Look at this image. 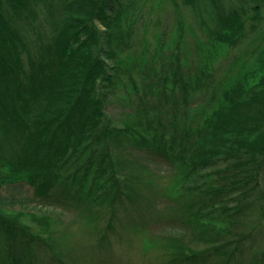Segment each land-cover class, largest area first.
Returning a JSON list of instances; mask_svg holds the SVG:
<instances>
[{
	"label": "trees",
	"instance_id": "trees-1",
	"mask_svg": "<svg viewBox=\"0 0 264 264\" xmlns=\"http://www.w3.org/2000/svg\"><path fill=\"white\" fill-rule=\"evenodd\" d=\"M182 1L214 46L236 49L262 34L264 0ZM128 2L0 0V190L28 184L39 203L99 222L92 208L139 200L125 158L141 159L146 149L171 171L179 196L178 216L158 222L167 227L160 244L167 264H264V248L252 253L254 235L264 239V46L259 66L219 92L210 89L212 67L193 79L177 67L173 90L182 97L160 117L169 99L158 95V115L148 116L150 104L120 57L133 42ZM126 76L137 99L122 103L131 111L118 127L110 98ZM208 91L215 104L206 110L199 94ZM5 204L1 264H24L41 248L52 264H70L59 242L33 234L20 221L25 213L12 215ZM114 218L85 259L95 246H111L106 229L116 230ZM52 223L51 215L38 222L47 231Z\"/></svg>",
	"mask_w": 264,
	"mask_h": 264
},
{
	"label": "rangeland",
	"instance_id": "rangeland-1",
	"mask_svg": "<svg viewBox=\"0 0 264 264\" xmlns=\"http://www.w3.org/2000/svg\"><path fill=\"white\" fill-rule=\"evenodd\" d=\"M128 4L132 10L128 13L132 14V17L131 25L127 22V28L134 30L133 42L120 57L124 63L123 67L132 75V83L140 88V95L148 100L151 111L157 110L149 111L148 116L155 113L158 115V95L161 97L160 102H164L165 98L169 99L168 103L165 102V105L161 106L160 117L173 112L174 96L179 99L182 97L180 87L173 90L172 77L177 67H182L185 76L192 79L202 74L201 71L205 68L212 67L215 76L209 84L210 89L219 92L235 83L241 73L259 66L256 59L264 46V27L257 40L252 41L251 36L239 48L214 46L209 42L205 31L191 19L190 8L182 0H129ZM250 35L253 33L248 28V38ZM164 77L166 83L163 82ZM126 79L127 76L122 78L121 89L110 98L112 105L109 113L117 119L118 127L122 126L121 117L131 111L130 105L122 107V103L131 96L127 91V88H131V81L127 83ZM144 91L147 92L146 95ZM199 97L208 103L205 104L206 110L215 104L209 91L203 92L201 96L199 94ZM131 99L136 101L137 98L131 96ZM140 154L141 159L135 154L134 157L125 158L130 161L126 169L135 177L132 180L135 184L132 185L136 188H131L135 190L136 195H140L139 200L132 202L126 197L123 204L118 203L114 209L92 208V217L99 219V222L87 221V218L81 215V210L64 211L60 207L54 210V207L39 203L33 196L34 190L28 184L11 185L0 190V203L7 201L5 208L12 215L25 213L20 221L28 226L33 234L43 239L51 237L54 242H59L66 250L65 256L70 264L80 260L78 264H167L168 258L160 249L167 227L158 222L178 216V210L174 207L179 203L176 201L179 196L176 197L175 184L170 189L174 181H171L173 175L158 163V156L151 159L147 156L146 149L144 153L140 150ZM111 212H114L113 220L116 222V230L106 229L111 246H106L107 250H104L97 245L96 250L90 252L85 259L84 255L88 253L90 246L98 244L99 236L102 237L105 228L109 227V219L114 217ZM50 215L53 216V223L50 231H47L45 226H40L38 222ZM33 217L37 218V221H34ZM254 220L256 221V218L253 217ZM249 221L252 222V218ZM194 236L192 232L188 233L187 237L194 239ZM262 237L259 233L254 235L252 244L255 241V250L252 253L264 248ZM199 248L205 249L206 245ZM5 251L6 247L1 245L0 264L6 258ZM52 261L54 255L41 248L37 255L27 258L24 264H52ZM217 263V260H212L208 264Z\"/></svg>",
	"mask_w": 264,
	"mask_h": 264
}]
</instances>
